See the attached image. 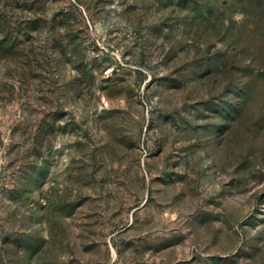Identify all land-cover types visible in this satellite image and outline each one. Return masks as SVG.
Masks as SVG:
<instances>
[{
    "label": "rangeland",
    "instance_id": "1",
    "mask_svg": "<svg viewBox=\"0 0 264 264\" xmlns=\"http://www.w3.org/2000/svg\"><path fill=\"white\" fill-rule=\"evenodd\" d=\"M0 264H264V0H0Z\"/></svg>",
    "mask_w": 264,
    "mask_h": 264
}]
</instances>
